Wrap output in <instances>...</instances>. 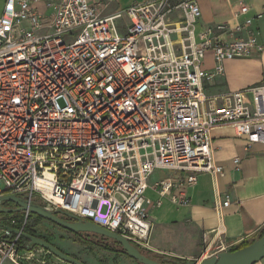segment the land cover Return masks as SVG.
<instances>
[{
  "label": "built area",
  "instance_id": "built-area-1",
  "mask_svg": "<svg viewBox=\"0 0 264 264\" xmlns=\"http://www.w3.org/2000/svg\"><path fill=\"white\" fill-rule=\"evenodd\" d=\"M40 1L5 0L0 15V197L70 214L147 250L148 209L164 197L187 205L174 188L222 172L213 129L233 127L247 149L264 145V84L206 92L225 61L263 52L257 34L235 37L253 18L198 30L197 0H145L105 18L93 0L47 3L48 15ZM248 12L242 5L237 15ZM156 171L169 175L151 186L160 198L152 202L145 192ZM230 203V194L216 195L219 214ZM29 214L0 218V264L43 251L19 250Z\"/></svg>",
  "mask_w": 264,
  "mask_h": 264
},
{
  "label": "crops",
  "instance_id": "crops-1",
  "mask_svg": "<svg viewBox=\"0 0 264 264\" xmlns=\"http://www.w3.org/2000/svg\"><path fill=\"white\" fill-rule=\"evenodd\" d=\"M58 1L41 0L35 7L48 15L51 9L46 4ZM144 1L93 0V3L96 4L100 17L105 18ZM4 2L5 0H0V15ZM197 4L201 12L198 30L220 24L234 28L246 18H253L251 26L235 34V37L246 38L254 33L264 46V0H197ZM242 5L249 8L246 16L237 15ZM257 15L261 17L257 18ZM127 22L125 17L116 20L120 33L125 31ZM222 38L227 39L225 36ZM204 65L205 68L212 69L211 53L206 55ZM259 84H264V50L252 58L225 61L223 76L209 84L206 92H232ZM245 145V139L236 137L231 126L212 130L213 159L215 165L222 168V172L215 176L201 173L197 176L195 185L174 188L173 195L184 192L189 200L187 205L174 204L164 197L161 198L159 207L148 209L152 222L148 248L151 254L164 260L188 261L211 257L214 256L212 252L208 251L207 255L205 252L217 241L220 244L237 243L253 236L264 226V145L255 144L249 149ZM168 175L166 173L163 178ZM157 180L160 179L149 180V187L145 192V196L152 202L160 199L151 187ZM225 193L230 194L231 203L219 214L215 207L216 195L222 198ZM44 257L40 258L36 254L32 260H22L26 264H51ZM107 260L109 264H114V261L119 264H135L125 255H111ZM20 264L25 263L20 260Z\"/></svg>",
  "mask_w": 264,
  "mask_h": 264
},
{
  "label": "water",
  "instance_id": "water-1",
  "mask_svg": "<svg viewBox=\"0 0 264 264\" xmlns=\"http://www.w3.org/2000/svg\"><path fill=\"white\" fill-rule=\"evenodd\" d=\"M3 202H11L18 208H3ZM17 211H28L31 214H36L72 233H92L109 238L120 244L127 256L140 264H165L143 255L139 249L135 248L127 239L118 234L107 231L89 222H84L70 214L61 211L51 212L40 205L34 203L28 204L25 200L16 195H4L0 197V214H11ZM57 213L62 214L65 218L62 219L58 217ZM9 231L12 233H18L17 230L13 229H9ZM21 236L28 240L27 250L31 249V246H36L46 250L48 253L67 264H84L80 260L58 250L56 247L41 238L25 233H21ZM262 259H264V234L249 246L235 252L221 251L217 255L211 257H200L195 260H188L181 264H256Z\"/></svg>",
  "mask_w": 264,
  "mask_h": 264
},
{
  "label": "rangeland",
  "instance_id": "rangeland-1",
  "mask_svg": "<svg viewBox=\"0 0 264 264\" xmlns=\"http://www.w3.org/2000/svg\"><path fill=\"white\" fill-rule=\"evenodd\" d=\"M166 173L168 174V172H165V171H156L150 180L152 181L155 179H161L165 176ZM63 217L65 218V216ZM27 225L33 227V230L36 235H40L44 237L46 240L54 244L57 248H59L64 253H67L69 255L76 257L77 259H79L81 262L85 264H109V261L107 260V258H111V255H114L112 253L105 252L95 246L89 249L87 246L82 245L79 242L78 238H76L72 234L62 230L58 226H53L47 222H43L41 224H35L32 221V217H31L28 220ZM221 247H222V244H220V242L217 241L215 244L212 245V247L209 250H207V252H205V255H207L208 251L212 252L213 255H217V253H219L222 250ZM37 249L40 250L39 247H37ZM229 249L230 248L227 247L226 249H223L222 251H228ZM149 252L151 251L149 250ZM39 255H40V258H43V256H45L44 258H46V260H49L51 264H67L63 261H60L52 254H48V252H46L45 250L38 251L37 256ZM126 258H129V257L126 256ZM155 258L158 259L157 257ZM195 259H198V258L189 259V260H195ZM21 261L22 263H25V264L27 263L24 260H21ZM261 261L264 262V259H262ZM113 263L119 264L116 261H114ZM134 263L138 264L135 261ZM3 264H11V263L8 261H5Z\"/></svg>",
  "mask_w": 264,
  "mask_h": 264
},
{
  "label": "trees",
  "instance_id": "trees-1",
  "mask_svg": "<svg viewBox=\"0 0 264 264\" xmlns=\"http://www.w3.org/2000/svg\"><path fill=\"white\" fill-rule=\"evenodd\" d=\"M8 203L9 202H3L2 203V207L4 208L5 206H7ZM31 217H32V221L35 224H41L43 222H47V223H49V224H51L53 226H57L56 224H54V223H52L50 221H47V220L39 217L36 214H31L30 213L28 215V218L30 219ZM0 218L4 219V220H7V219L9 220L11 218H14V219H17V220H22L24 218V212H17V213H11V214H0ZM17 228L19 229L20 226H17ZM62 230H64V229H62ZM64 231H66V232L72 234L73 236H75L76 238H78L79 242L82 245L87 246L89 249L91 247L95 246V247H98V248H100L101 250H103L105 252H109V253H112L114 255H125V256H127V254L123 251V249L120 246V244H118L117 242H115V241H113V240H111L109 238H106V237H103V236H100V235H96V234H92V233H72V232L67 231V230H64ZM22 233H25V234H28V235H31V236H36V237L41 238V239L45 240L46 242L50 243L44 237H42L40 235H36L32 226L26 225L23 228V232ZM263 234H264V226L259 231H257L253 236H250V237H248L246 239H243V240L237 242L232 248H230V250H228V252H235V251H237L239 249H242L244 247L249 246L254 241H256L257 239L261 238L263 236ZM130 243L135 248L139 249L143 255H145V256H147V257H149L151 259H154V260H156V261H158L160 263L181 264V263L187 262L186 260H175V259L164 260V259H162V258H160L158 256H155V255L151 254L148 250L141 249V248H139L137 245H135L132 242H130ZM50 244L53 245L54 247H56L54 244H52V243H50ZM18 246H19V250L26 249L27 246H28V240L25 239L24 237L20 236L19 237V241H18ZM34 247H36V246H31V248H34ZM57 249L60 250L59 248H57ZM48 254H50V253H48ZM70 256H72V255H70ZM72 257H74V256H72ZM155 257H157L158 259H156ZM74 258H76V257H74ZM136 263H138V262H136ZM138 264H140V263H138Z\"/></svg>",
  "mask_w": 264,
  "mask_h": 264
},
{
  "label": "flooded vegetation",
  "instance_id": "flooded-vegetation-1",
  "mask_svg": "<svg viewBox=\"0 0 264 264\" xmlns=\"http://www.w3.org/2000/svg\"><path fill=\"white\" fill-rule=\"evenodd\" d=\"M4 208L13 209V208H18V207L15 204L9 202L7 204V206H5ZM17 212H20V211H17ZM17 212H14V213H17ZM57 216L60 217V218H62V219H64V217L62 215H60V214H57Z\"/></svg>",
  "mask_w": 264,
  "mask_h": 264
}]
</instances>
